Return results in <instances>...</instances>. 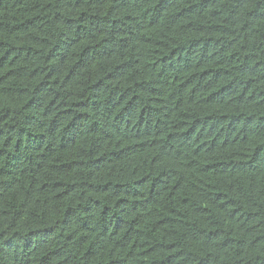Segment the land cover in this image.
<instances>
[{"label": "trees", "instance_id": "16d2710c", "mask_svg": "<svg viewBox=\"0 0 264 264\" xmlns=\"http://www.w3.org/2000/svg\"><path fill=\"white\" fill-rule=\"evenodd\" d=\"M0 264H264V0H0Z\"/></svg>", "mask_w": 264, "mask_h": 264}]
</instances>
